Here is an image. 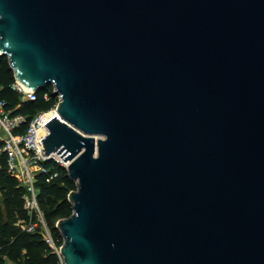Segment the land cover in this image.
<instances>
[{
	"label": "water",
	"instance_id": "obj_1",
	"mask_svg": "<svg viewBox=\"0 0 264 264\" xmlns=\"http://www.w3.org/2000/svg\"><path fill=\"white\" fill-rule=\"evenodd\" d=\"M0 54L60 99L64 264H264V0H0Z\"/></svg>",
	"mask_w": 264,
	"mask_h": 264
},
{
	"label": "trees",
	"instance_id": "obj_2",
	"mask_svg": "<svg viewBox=\"0 0 264 264\" xmlns=\"http://www.w3.org/2000/svg\"><path fill=\"white\" fill-rule=\"evenodd\" d=\"M15 83L9 58L0 54V102H4L5 109L12 117L26 118V122L17 130V133H22L40 111L56 107L60 99L54 95V87L48 85L36 92V100H22V94L13 88ZM2 148L3 142L0 141V264H64L61 254L47 243L40 232H28L18 224L28 221L24 208L26 189L10 172L8 158ZM42 165L46 172L41 171L36 175L39 204L52 232L55 247L60 250L64 239L56 224L73 214L69 195L77 190V183L60 163L49 160Z\"/></svg>",
	"mask_w": 264,
	"mask_h": 264
},
{
	"label": "built area",
	"instance_id": "obj_3",
	"mask_svg": "<svg viewBox=\"0 0 264 264\" xmlns=\"http://www.w3.org/2000/svg\"><path fill=\"white\" fill-rule=\"evenodd\" d=\"M13 88L22 94V100H36L35 91H26L23 85L16 79ZM48 99V94L46 95ZM57 107L47 111H40L30 122L28 128L17 133V130L26 122L24 116H11L5 109L4 102H0V141L3 142L2 151L7 155L10 172L25 187L24 208L28 214V221L18 224L28 232H40L44 239L60 254L55 247L52 232L45 220L39 204V189L36 175L46 172L42 163L54 160L67 167L57 155L47 157L44 153L43 139L48 135L47 123L58 115ZM56 113V116H54ZM50 182V179H48Z\"/></svg>",
	"mask_w": 264,
	"mask_h": 264
},
{
	"label": "bare ground",
	"instance_id": "obj_4",
	"mask_svg": "<svg viewBox=\"0 0 264 264\" xmlns=\"http://www.w3.org/2000/svg\"><path fill=\"white\" fill-rule=\"evenodd\" d=\"M23 85V84H22ZM23 87L25 88L26 91H30L31 89H29L28 87H26L25 85H23ZM54 116H56V113H54Z\"/></svg>",
	"mask_w": 264,
	"mask_h": 264
},
{
	"label": "rangeland",
	"instance_id": "obj_5",
	"mask_svg": "<svg viewBox=\"0 0 264 264\" xmlns=\"http://www.w3.org/2000/svg\"><path fill=\"white\" fill-rule=\"evenodd\" d=\"M0 199L2 200V196H1V193H0Z\"/></svg>",
	"mask_w": 264,
	"mask_h": 264
}]
</instances>
